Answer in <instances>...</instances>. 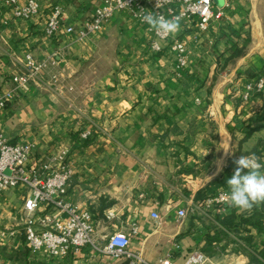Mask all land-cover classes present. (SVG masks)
<instances>
[{"label": "crops", "instance_id": "obj_1", "mask_svg": "<svg viewBox=\"0 0 264 264\" xmlns=\"http://www.w3.org/2000/svg\"><path fill=\"white\" fill-rule=\"evenodd\" d=\"M3 1L0 96L10 98L0 112V131L11 144L34 142L35 160L68 148L74 176L67 199L92 213L97 247L102 237L123 232L131 257L115 259L93 247L60 261L32 252L19 221L23 200L9 191L0 198V264H185L202 253L212 217L198 193L230 179L235 161L252 155L264 139L263 101L241 99L244 86L264 75V0H223L224 18L201 35L193 25H180L174 37L186 40L190 53L183 71L173 51H149L148 30L127 14L117 13L84 42L64 31L47 34L54 6L67 25L79 27L102 0H36L40 12L30 19H17ZM245 40L244 56L231 60ZM26 54L46 67L38 83L23 91L12 77L23 71ZM219 65L225 67L221 76ZM250 123L258 130L246 139ZM90 128L93 141L84 146L78 134ZM258 158L264 164V153ZM101 201L114 204L100 217ZM109 210L116 213L112 220ZM182 210L187 216L180 225ZM230 212L221 208L213 215ZM207 262L249 259L229 252Z\"/></svg>", "mask_w": 264, "mask_h": 264}, {"label": "built area", "instance_id": "obj_2", "mask_svg": "<svg viewBox=\"0 0 264 264\" xmlns=\"http://www.w3.org/2000/svg\"><path fill=\"white\" fill-rule=\"evenodd\" d=\"M3 5L9 7L17 19H30L40 12V5L36 0H28L24 5L20 4V0H4ZM160 5L156 8V0H102L93 15L84 20L79 27L67 25L62 9L54 6L49 14L46 32L54 37L64 31L74 36L77 42H84L93 34L100 32L117 13L131 16L148 30L149 26L142 23L141 16L152 12L168 18L172 15L182 16L180 25H193L197 28V35H201L211 25L222 21L228 8V4L217 6L216 0H160ZM148 33L149 51L158 55L169 49L176 54L179 70L186 69L190 54L186 40L174 36H158L149 30ZM22 64L23 71L12 77V83L15 89L28 91L33 84L38 83L46 64L36 60L32 54H26ZM1 72L0 64V74ZM262 92L264 75L244 86L241 99L247 103L253 96ZM9 98V94L0 96V112L6 108ZM69 109L76 110L73 105H70ZM91 136L92 129H86L80 134V139L85 141ZM35 150L34 142L11 144L0 131V198L9 191L19 192L23 200V205L19 209V221L31 251L45 252L60 261L70 255L81 254L86 247H93L115 259L130 258L128 252L130 240L125 233L116 232L102 237L103 245L97 247V230L93 224L92 213L67 199L74 176L69 149L63 146L45 161L35 160ZM227 192L217 191L215 195L209 197L205 202L206 208L227 206L228 204L220 199L221 195ZM186 216L187 211L179 212L180 225L184 224ZM115 217L116 213L113 210L106 214L108 220ZM153 218L160 220L157 214H154ZM4 234V231L0 230V235ZM205 262L207 258L204 255L194 253L188 257L185 264ZM161 264L171 262L166 260Z\"/></svg>", "mask_w": 264, "mask_h": 264}, {"label": "trees", "instance_id": "obj_3", "mask_svg": "<svg viewBox=\"0 0 264 264\" xmlns=\"http://www.w3.org/2000/svg\"><path fill=\"white\" fill-rule=\"evenodd\" d=\"M244 42L245 43L242 45V48L236 50L232 54L231 60H237L244 56V50L249 43V40H245ZM259 77H256L255 79ZM256 96L261 98L264 103V92ZM87 126L88 123L85 122L84 128ZM257 130L258 129L253 128L252 123H250L244 130L246 139L254 134ZM168 134L169 133H166L163 137L168 136ZM78 139L80 140V134H78ZM92 139L86 140L84 146L89 145L93 141ZM263 153L264 139L258 143L257 148L251 154H254L257 157H262ZM184 172H187V170H184ZM246 172L247 170L245 169L242 174ZM233 174L234 173H232V176ZM220 185L222 186L217 189L211 185L207 186L206 189L198 193L197 200H199L201 204L205 206L206 200L209 197L215 195L217 191H229L227 182L221 183ZM101 202L102 203L99 207L100 217L103 215L105 210L113 207L114 204L106 201ZM221 208L231 210L230 214L223 218H221L219 215H213V212ZM207 210V214L212 217V219L209 221L206 219L208 222L206 223L207 234L205 246L201 251L202 255L206 256V258L212 259L214 257L231 252L246 256L249 259V264H264V241H259L257 239L258 236L264 235V203L254 206L250 212L243 213H239L237 209L229 207V205L212 206Z\"/></svg>", "mask_w": 264, "mask_h": 264}, {"label": "clouds", "instance_id": "obj_4", "mask_svg": "<svg viewBox=\"0 0 264 264\" xmlns=\"http://www.w3.org/2000/svg\"><path fill=\"white\" fill-rule=\"evenodd\" d=\"M160 6V0H156V8ZM181 20L182 16L179 15L168 18L152 12L141 16L142 23L149 26V31L163 37L178 33ZM235 164L237 167L234 174L227 180L229 191L222 194L220 199L229 207L237 209L239 213L250 212L254 206L264 203V164L260 163L259 158L254 154L242 155ZM245 169L247 172L242 174Z\"/></svg>", "mask_w": 264, "mask_h": 264}, {"label": "rangeland", "instance_id": "obj_5", "mask_svg": "<svg viewBox=\"0 0 264 264\" xmlns=\"http://www.w3.org/2000/svg\"><path fill=\"white\" fill-rule=\"evenodd\" d=\"M100 1V0H99ZM216 4H217V6H222L223 5V0H216ZM86 20V19H85ZM176 37V36H175ZM176 38H178V37H176ZM115 43H114V41L111 43V47L113 48V47H115ZM221 66L219 65V67L217 68V71H218V74H220V76L222 75V74H224L225 73V67L224 68H222L221 70ZM69 109V108H68ZM70 110V109H69ZM61 148H59L58 150H56V152L54 153V154H56L59 150H60ZM224 182H227V180H225V179H218L217 181H216V183H214V184H212V187H214V188H219V187H221L222 185H220L221 183H224ZM19 215V214H18ZM206 264H211L210 262H205ZM204 263V264H205Z\"/></svg>", "mask_w": 264, "mask_h": 264}, {"label": "water", "instance_id": "obj_6", "mask_svg": "<svg viewBox=\"0 0 264 264\" xmlns=\"http://www.w3.org/2000/svg\"><path fill=\"white\" fill-rule=\"evenodd\" d=\"M7 173H9V172H7Z\"/></svg>", "mask_w": 264, "mask_h": 264}]
</instances>
